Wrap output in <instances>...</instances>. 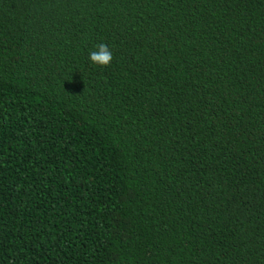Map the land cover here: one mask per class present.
<instances>
[{
  "label": "trees",
  "instance_id": "obj_1",
  "mask_svg": "<svg viewBox=\"0 0 264 264\" xmlns=\"http://www.w3.org/2000/svg\"><path fill=\"white\" fill-rule=\"evenodd\" d=\"M0 264H264V0H0Z\"/></svg>",
  "mask_w": 264,
  "mask_h": 264
},
{
  "label": "clouds",
  "instance_id": "obj_2",
  "mask_svg": "<svg viewBox=\"0 0 264 264\" xmlns=\"http://www.w3.org/2000/svg\"><path fill=\"white\" fill-rule=\"evenodd\" d=\"M113 60V53L109 46L105 43H100L89 52L88 62L98 67H106Z\"/></svg>",
  "mask_w": 264,
  "mask_h": 264
}]
</instances>
